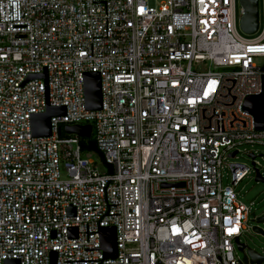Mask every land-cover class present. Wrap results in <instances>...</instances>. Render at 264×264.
<instances>
[{
  "label": "built area",
  "instance_id": "1",
  "mask_svg": "<svg viewBox=\"0 0 264 264\" xmlns=\"http://www.w3.org/2000/svg\"><path fill=\"white\" fill-rule=\"evenodd\" d=\"M236 2L0 0V264H255L237 248L257 217L236 188L264 179L245 108L262 93L264 0L251 39ZM47 106L65 114L34 137ZM88 124L102 171L65 131Z\"/></svg>",
  "mask_w": 264,
  "mask_h": 264
},
{
  "label": "water",
  "instance_id": "2",
  "mask_svg": "<svg viewBox=\"0 0 264 264\" xmlns=\"http://www.w3.org/2000/svg\"><path fill=\"white\" fill-rule=\"evenodd\" d=\"M240 3L244 9V16L241 21V27L247 34H252L258 27V0H240ZM46 82V75L41 76ZM84 97L86 109L90 111H97L101 109V87L100 78L98 74L88 73L84 76ZM261 96L252 97L246 100L245 108L253 115L255 121V128L257 130H264V124L259 121V100ZM65 109L63 107L54 108L47 106L46 111L43 114L35 115L31 119L32 134L34 137H49L51 135L50 119L52 117L63 116ZM65 131L68 134H76L79 137H89L91 134V126H76L65 127ZM234 154H232L233 156ZM256 182L264 183V179L259 176L255 178ZM255 215L253 214L252 217ZM254 221V220H253ZM257 224L264 223V216H261L255 220ZM253 230L258 234L264 236V232L261 228L254 226ZM107 231L108 237L103 239L102 249L105 251L106 257L115 258L117 254L115 245V230L110 228ZM107 241L109 245H106ZM237 248L240 252H243L246 248L247 255L243 257L244 263H247V257L250 258V263L261 264L264 258L259 256L255 251L247 248L244 244L237 243ZM11 264H18L17 262H11Z\"/></svg>",
  "mask_w": 264,
  "mask_h": 264
},
{
  "label": "rangeland",
  "instance_id": "3",
  "mask_svg": "<svg viewBox=\"0 0 264 264\" xmlns=\"http://www.w3.org/2000/svg\"><path fill=\"white\" fill-rule=\"evenodd\" d=\"M260 0H259V12H260ZM239 13V0L236 2V25L235 30L237 34L243 39H251L254 36L251 34H247L238 21V14ZM254 62L257 66H263L262 59H255ZM86 125V123H84ZM90 126V124H88ZM249 148V147H248ZM257 150L263 152L264 149L261 147H256ZM93 160L96 161L99 169L102 171V161L96 155H89ZM259 159V158H258ZM239 164H243L246 166H251V160L248 159L246 156L240 154L238 155L237 159L231 160ZM260 162L264 165V160H260ZM229 181L224 178L223 185H227ZM236 191L239 192V199L246 205L251 207L252 212L258 218L264 215V183L256 182L254 175L250 174L246 177L236 188ZM250 229L248 232L244 233L241 237V242L247 246V248L255 251L258 254L264 255V236L255 232L252 228L257 226L261 228L264 232V223L257 224L256 222H252L251 219L249 220ZM239 256L242 258L243 253H239ZM264 264V263H262Z\"/></svg>",
  "mask_w": 264,
  "mask_h": 264
},
{
  "label": "trees",
  "instance_id": "4",
  "mask_svg": "<svg viewBox=\"0 0 264 264\" xmlns=\"http://www.w3.org/2000/svg\"><path fill=\"white\" fill-rule=\"evenodd\" d=\"M262 82V93L261 98L259 100V121L260 123L264 124V75L262 76ZM60 134L63 135L64 133ZM80 146L83 154L93 153L101 161L103 160L102 155L98 152V149L91 134L89 137L80 138Z\"/></svg>",
  "mask_w": 264,
  "mask_h": 264
}]
</instances>
